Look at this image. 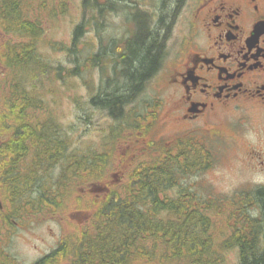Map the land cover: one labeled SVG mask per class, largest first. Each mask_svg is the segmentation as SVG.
<instances>
[{"label": "trees", "instance_id": "trees-1", "mask_svg": "<svg viewBox=\"0 0 264 264\" xmlns=\"http://www.w3.org/2000/svg\"><path fill=\"white\" fill-rule=\"evenodd\" d=\"M167 1L174 3L173 9L158 15L155 23L151 19L154 14L133 1L127 9L134 26L127 31L129 37L121 42L123 47L118 44L106 53L102 46L92 55L97 61L102 55L108 57L106 67H111L110 72L116 77L105 75L104 84H111L112 89H107L106 84L104 88V84L98 86L91 103L106 110L124 132L125 139L134 146L140 134H147L152 121L149 114L128 120L125 106L140 94L166 53L165 25L180 8H176L180 0ZM82 4L92 17L105 5L100 0H82ZM23 5L24 0H0L1 29L31 40L8 47L5 59L8 66L23 75L39 70L44 74L39 59L36 65L33 51L39 32L35 23L24 15ZM83 25L81 21L74 27L72 46L80 38ZM99 66L102 74L104 67ZM100 79H104L103 75ZM20 80L18 77L17 81ZM9 90L17 92L21 86L13 84ZM22 122L29 125H22L20 147L25 149L24 141L32 138L36 139L34 146L38 150L37 159L29 160L21 173V198L27 206L23 207L22 216L37 215L41 211L57 212L61 202L72 195L76 184L81 181L95 184L78 194L79 203L84 202L81 209L84 217L79 219L84 226L72 237L65 236V241L60 240L52 251L32 264H223L224 252L231 249L237 250L238 264H264V243L261 244V240L264 242V184L240 193L239 202L230 205L232 210L228 212L227 223L231 231L218 244L209 233L211 213L216 206L180 184L184 175L205 164L199 149L206 145L198 144L195 136H174L169 141L156 143L146 141L149 151L145 158L133 166L132 162L128 163L126 181L117 188L116 180L110 184L99 177L105 153L69 154L66 135L49 116L38 121L31 116L30 121L23 117ZM121 158L125 159L126 155ZM57 165L62 168L56 180L49 171ZM118 175L115 173L113 177ZM101 188L102 191H97ZM173 188H176L175 196L170 197L166 192ZM253 207L255 216L248 213ZM6 257V264H18L14 258Z\"/></svg>", "mask_w": 264, "mask_h": 264}, {"label": "rangeland", "instance_id": "rangeland-1", "mask_svg": "<svg viewBox=\"0 0 264 264\" xmlns=\"http://www.w3.org/2000/svg\"><path fill=\"white\" fill-rule=\"evenodd\" d=\"M100 1L105 3L104 8L92 17V13L84 10L82 0H24V15L35 23L39 32L34 40L33 51L36 65L39 59V67L44 74H40L38 69V72L23 75V72L19 73L16 68L4 63L8 67L0 78V92H10L11 85L20 84L21 90L17 92L23 93L25 98H31L34 94L36 109L31 114L29 109L26 110V114H23L25 119L30 121L31 116L38 121L51 117L68 139L69 154L105 153L99 177L110 184L116 180L119 188L126 181L128 163L132 162L133 166L136 161L145 158L149 151L146 141L156 143L186 135L184 129L166 120L170 88H166L163 83L161 69L177 54L189 33V5L184 10L173 12L172 18L165 25L166 53L160 69L147 81L140 94L125 106L126 115L130 117L128 120L137 115L149 114L152 121L147 134H140L139 139H135L137 146H134L125 139L124 132L118 129L117 122L107 111L91 103V97L97 94L98 86L106 82V74L112 79L116 77L110 72L111 67H106L109 65L106 62L108 57L102 55L97 61L92 55L102 46L101 49L106 53H110L118 44L123 47L121 42L129 37L127 31L133 30L134 26L127 7L135 0ZM136 1L154 14L151 16L152 23L156 22V17L162 12L174 7V3L167 0ZM81 21L84 22V29L75 46H72L73 29ZM30 41L26 36L6 32L0 27V56L6 55V49L11 45ZM99 65L104 67L102 74ZM102 75L104 79H100ZM18 77L20 81H17ZM106 88L112 89V85ZM27 103L31 104V101ZM18 113L22 115L19 110ZM4 118L7 120L8 116ZM212 127L219 129L221 134L205 135L206 148L199 149L205 164L196 166L193 172L184 175L180 184L216 206L211 213L209 233L219 244L231 231L227 215L233 204L239 202L240 193L253 191L264 184V164H259V160H264V121L259 111L240 112ZM197 137L204 136L198 133ZM35 150L38 156L37 148ZM123 154L126 155L125 159L121 158ZM61 168L60 165L52 166L49 173L53 179L61 172ZM115 173L120 176L113 177ZM90 183L81 181L76 184L72 195L61 202L57 212L48 214L41 211L37 215H26L22 217L19 227L9 228L6 250L17 259L18 264H32L52 251L60 240L65 241V236L72 237L84 226L79 220L84 217L81 212L84 202L79 203L78 194L81 189L88 188ZM173 189L166 194L174 197L176 188ZM32 195L36 197L35 193ZM248 213L255 216V208H250ZM224 257L223 264H238L236 249L225 251Z\"/></svg>", "mask_w": 264, "mask_h": 264}, {"label": "flooded vegetation", "instance_id": "flooded-vegetation-1", "mask_svg": "<svg viewBox=\"0 0 264 264\" xmlns=\"http://www.w3.org/2000/svg\"><path fill=\"white\" fill-rule=\"evenodd\" d=\"M187 5L189 33L161 69L170 88L165 113L168 123L206 145L205 135L221 134L212 125L240 112L259 111L264 121V0H180L176 8ZM5 56H0V78L7 68ZM33 96L0 92V264H6V256L13 258L6 250L7 234L20 226L27 207L21 173L29 160L37 159L36 139L20 147L23 114L32 112Z\"/></svg>", "mask_w": 264, "mask_h": 264}]
</instances>
